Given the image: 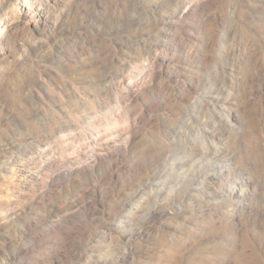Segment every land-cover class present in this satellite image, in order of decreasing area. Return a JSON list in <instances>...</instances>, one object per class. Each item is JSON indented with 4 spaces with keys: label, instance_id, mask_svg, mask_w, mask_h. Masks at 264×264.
<instances>
[{
    "label": "rangeland",
    "instance_id": "rangeland-1",
    "mask_svg": "<svg viewBox=\"0 0 264 264\" xmlns=\"http://www.w3.org/2000/svg\"><path fill=\"white\" fill-rule=\"evenodd\" d=\"M38 2L0 0V264H264V0Z\"/></svg>",
    "mask_w": 264,
    "mask_h": 264
},
{
    "label": "bare ground",
    "instance_id": "bare-ground-1",
    "mask_svg": "<svg viewBox=\"0 0 264 264\" xmlns=\"http://www.w3.org/2000/svg\"><path fill=\"white\" fill-rule=\"evenodd\" d=\"M23 1H27V6H32V1L34 0H23ZM39 2L37 3L38 6H36V9L37 10H40L41 12H37L38 13V18H39V21L41 22L42 20H45V17H44V13L45 11H42L41 9H44V10H49L50 9V2L51 0H38ZM34 9V8H33ZM15 12H18V7H15L14 8ZM8 18H5V20H7ZM2 28H0V35H1V32H2Z\"/></svg>",
    "mask_w": 264,
    "mask_h": 264
}]
</instances>
